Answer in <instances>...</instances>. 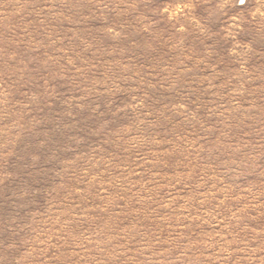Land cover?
I'll use <instances>...</instances> for the list:
<instances>
[{"label": "rangeland", "instance_id": "1", "mask_svg": "<svg viewBox=\"0 0 264 264\" xmlns=\"http://www.w3.org/2000/svg\"><path fill=\"white\" fill-rule=\"evenodd\" d=\"M0 264H264V0H0Z\"/></svg>", "mask_w": 264, "mask_h": 264}]
</instances>
